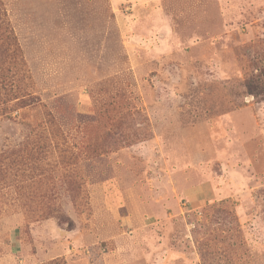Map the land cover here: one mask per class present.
<instances>
[{
  "label": "rangeland",
  "instance_id": "rangeland-1",
  "mask_svg": "<svg viewBox=\"0 0 264 264\" xmlns=\"http://www.w3.org/2000/svg\"><path fill=\"white\" fill-rule=\"evenodd\" d=\"M6 31L0 264H264V0H0Z\"/></svg>",
  "mask_w": 264,
  "mask_h": 264
},
{
  "label": "trees",
  "instance_id": "trees-1",
  "mask_svg": "<svg viewBox=\"0 0 264 264\" xmlns=\"http://www.w3.org/2000/svg\"><path fill=\"white\" fill-rule=\"evenodd\" d=\"M4 64H8V66H4ZM20 65L22 68L24 63V59L22 56V50L20 45L17 42L16 37L12 34V32L6 31L5 34L0 33V107L4 110L10 104L13 99L8 98V95H3L1 92L7 91L9 85H6L7 80V72H10L11 65ZM18 100L19 108L29 107L35 104L36 98L31 95H24L21 97L14 98Z\"/></svg>",
  "mask_w": 264,
  "mask_h": 264
}]
</instances>
